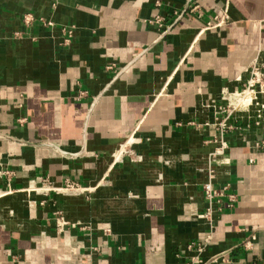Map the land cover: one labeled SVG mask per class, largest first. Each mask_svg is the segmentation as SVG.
Listing matches in <instances>:
<instances>
[{"label": "crops", "instance_id": "obj_1", "mask_svg": "<svg viewBox=\"0 0 264 264\" xmlns=\"http://www.w3.org/2000/svg\"><path fill=\"white\" fill-rule=\"evenodd\" d=\"M192 2L201 16L187 0H0V170L14 172L0 198V264H264L254 108L237 114L215 170L234 205L212 229L200 216L214 104L264 55V0ZM224 6L228 20L204 28ZM155 15L168 30L146 23ZM130 137L140 161L114 159ZM45 178L83 190L27 193ZM210 230L191 263L187 244Z\"/></svg>", "mask_w": 264, "mask_h": 264}, {"label": "built area", "instance_id": "obj_2", "mask_svg": "<svg viewBox=\"0 0 264 264\" xmlns=\"http://www.w3.org/2000/svg\"><path fill=\"white\" fill-rule=\"evenodd\" d=\"M190 3L188 7V14L202 15V11L199 5L187 0ZM159 5V1L155 3ZM228 8L224 6L221 9L220 14H216L212 17L211 21H207L204 28H213L222 25L228 20ZM164 17L161 15H155L151 19L145 20L146 23L163 28L169 29V25L166 26ZM68 35H71V31H68ZM112 66H109L110 68ZM247 78L243 82L240 89H224L221 92L220 101L214 104L213 125L215 127V133L212 135L211 142L214 143L213 150L208 154L206 163L201 168V171L205 173L206 179L202 183L201 189L204 199L207 202V206L200 216L206 219L209 223L210 229L213 227V216L223 210L224 207H232L236 200L235 194L227 193L228 185L215 186V170L220 165L228 163V150L230 148L229 136L234 133L240 125H237V114L239 112H249L251 108H254L255 119L252 121L254 124H259L264 118V55L259 54L254 61L250 64L247 70ZM86 96L85 90H78L74 95V98L80 99ZM25 119H19L18 122L22 123ZM131 137L127 138L124 143L121 144L118 151L114 155V159H120L124 156H128L133 161L140 160V156L131 148H124L127 144L130 145ZM251 151L259 152L264 150V138L253 141L249 144ZM0 175L7 180V188L0 187V198L12 191L9 186V181L14 175V172L9 169L0 170ZM64 190H71L75 192L82 191L83 189L73 181H66L63 186H57L53 181L49 179H41L40 183H30L27 187V193L47 194L49 192H59ZM223 197H227L224 202ZM59 214V213H58ZM57 220V229L61 230L64 224L62 216L59 215ZM105 233H109V229H104ZM211 230L199 240L191 241L187 244L189 251H194L195 255L191 257V263H200L201 259L199 255L204 252L211 240ZM244 246L249 247V243L245 242ZM92 253H98V248L95 246L90 247ZM226 259V253L220 252L211 257L212 261Z\"/></svg>", "mask_w": 264, "mask_h": 264}, {"label": "rangeland", "instance_id": "obj_3", "mask_svg": "<svg viewBox=\"0 0 264 264\" xmlns=\"http://www.w3.org/2000/svg\"><path fill=\"white\" fill-rule=\"evenodd\" d=\"M124 142H125V141H124ZM124 142H123V143H124ZM130 142H131V141H130ZM124 148L126 149V148H131V147H130L129 144H127ZM136 161H140V160L138 159V160H136Z\"/></svg>", "mask_w": 264, "mask_h": 264}]
</instances>
